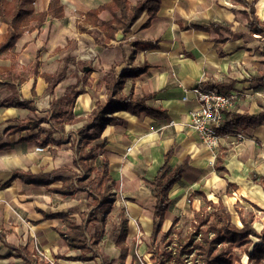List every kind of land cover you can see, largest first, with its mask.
Wrapping results in <instances>:
<instances>
[{"label":"crops","instance_id":"1","mask_svg":"<svg viewBox=\"0 0 264 264\" xmlns=\"http://www.w3.org/2000/svg\"><path fill=\"white\" fill-rule=\"evenodd\" d=\"M142 1L130 0L133 5ZM110 2L62 0V18L48 17L34 31L21 35L13 49L0 54V264H26L14 249L26 247L34 253L35 242L46 256H35L37 264H102L100 258L81 261L80 252L69 249V223L85 227L99 239L97 249L112 264H135L131 255L123 259L113 232L123 210L129 230L127 247L134 238L148 242L154 198L147 182L164 165L168 152H173L169 167L182 166L183 174L170 191L172 205L159 239L171 227L181 230L183 221L191 225L194 212L204 205L203 196L216 203L222 198L227 206L240 193L264 205V189L254 180V175L264 176V125L239 128L243 140L236 139L235 133L223 136L215 153L190 128L192 114L199 107L194 88L240 93L233 109L238 113L258 115L264 109L260 81L264 62L251 50L246 10L230 0H160L149 25L150 14L144 12L123 42L104 46L97 28L81 32L80 27L88 11ZM49 4L50 0H38L37 11H47ZM262 14L257 16L263 19ZM112 18L109 11L99 15L102 22ZM212 23L230 32L212 29ZM7 35L8 26L0 22V44ZM83 42L98 55L95 69L82 62L79 71L77 52L85 51ZM66 62V79L48 92L43 74L60 73ZM123 63H128L123 77L115 73L117 79L124 78L119 96L132 97L138 108L107 115L102 138L107 142L103 156L116 183L111 191L112 209L105 214L104 225L101 220L86 224L92 198L74 188L78 180L91 175L75 164L77 149H83L78 130L89 123L87 117L98 102L107 103L103 77ZM10 85L23 106L5 104L12 94ZM76 85L80 95L73 106L75 118L67 121L65 134L59 135L47 120L49 109L67 88ZM36 119L44 122L37 125ZM38 147L44 152H38ZM109 231L111 240L107 241L104 236Z\"/></svg>","mask_w":264,"mask_h":264},{"label":"trees","instance_id":"2","mask_svg":"<svg viewBox=\"0 0 264 264\" xmlns=\"http://www.w3.org/2000/svg\"><path fill=\"white\" fill-rule=\"evenodd\" d=\"M259 1L230 0L233 5L246 10L248 35L262 42L259 54L264 57V18L260 19L257 16L256 8ZM37 2L38 0H0V22L8 26L6 40L0 44V54L13 49L21 35L34 31L48 17L62 18L64 16L62 0H50L48 10L45 12L37 11ZM159 5L160 0H143L137 5H133L130 0H111L108 4L88 11L80 31L88 32V27L97 28L99 34L102 35V44L105 46L116 40L119 31L123 30L125 35L129 33L144 12L150 14V19L146 23L149 25L150 20L157 14ZM103 11L111 13L113 18L110 22H102L99 19ZM210 28L217 31L225 29L230 32V28L218 23H212ZM68 64L66 62L60 73L43 74L48 84V92L52 93L54 88L66 79ZM123 79L116 78L115 69L105 74L103 82L108 89V101L106 104L98 102L87 117L89 123L78 130V136L83 138V149H77L75 164L91 175L86 179L78 180L74 188L75 192L85 191L92 198L93 208L87 215L86 224L97 223L101 220L104 225L105 214L112 209L111 191L116 183L109 172V161L103 156L107 142L102 138L105 123L108 121L107 115L118 109L133 112L138 108L132 103V97L121 98L119 96L124 85ZM260 81L264 85V72ZM77 88V85L67 88L64 95L55 100L49 109L47 120L51 122V129L59 135L65 134L67 121L75 118L73 106L80 95ZM10 89L12 94L5 104L14 107L23 106L14 85H10ZM42 122L44 120L36 119L35 121L37 125ZM262 125H264V109L258 115L238 113L237 110H233L225 112V121L219 134L227 136L233 134L235 129L258 128ZM86 148L88 151L85 150ZM172 156L173 152L165 155L164 165L154 178L147 182L154 198L153 231L150 236L151 248L148 250L151 254L150 263L142 261L143 264H264V229L261 232L257 231L252 225L253 218L247 219L242 212L239 213L241 226L236 225L222 198L216 203L203 196L204 205L199 211L194 212L190 230L186 235H183L181 230L171 227L159 239L165 215L172 205L170 191L181 180L183 174L182 166L176 169L169 167ZM218 162L221 163V160ZM254 180L264 189V176L254 175ZM249 216L253 217L252 213ZM65 219L67 221L68 217L65 216ZM119 219V224L115 226L117 229L113 232V241L122 251L123 259L131 255L134 260V249L126 245L129 230L123 210L120 211ZM66 234L69 249L80 252L79 260L90 261L100 258L102 264H112L97 249L99 239H94L85 227H77L74 223H69ZM14 250L26 264H37L36 254L31 253L26 247ZM90 253L92 256L88 257ZM244 258L247 259L246 263ZM41 264L49 263L43 261Z\"/></svg>","mask_w":264,"mask_h":264},{"label":"rangeland","instance_id":"3","mask_svg":"<svg viewBox=\"0 0 264 264\" xmlns=\"http://www.w3.org/2000/svg\"><path fill=\"white\" fill-rule=\"evenodd\" d=\"M264 7V0L262 1V3L260 4V7L257 9V13L258 15L262 14V8ZM262 17L263 14H262ZM93 38L98 37L97 34H92L91 35ZM251 41V50L254 52V55L262 62H264V57L261 56L259 53L261 51V45L262 42L255 39V38H249ZM83 48H86L85 51H80L77 52V55H79V61L77 62V66L80 68L79 71L82 69V62L83 64H87L90 67H94V69L96 68L95 65V60L98 59V55L96 52L93 53V51H88L91 47L90 46H86V44L83 42L82 44ZM73 47H76L77 49L79 48V45H73ZM81 52V53H80ZM264 64V63H261ZM75 69H73L74 72ZM262 74V72H261ZM89 80L92 82L94 81L93 78H89ZM246 112V111H243ZM235 133V132H234ZM236 134V133H235ZM237 139V137H236ZM245 139V137H244ZM244 141H241L239 143H242ZM227 206L229 208V211L231 212L232 216H233V221L236 225L241 226V221L239 218V213L242 212L243 215L245 217H247V219L249 218H253V227L261 232L264 229V205L258 203L257 201L253 200L251 202V200L249 201V199L247 200L243 194L240 193H235L234 196L229 200V202L227 203ZM252 213L253 217L249 216V214ZM108 224L109 226L112 224V219L108 220ZM177 224V227H179V223L175 222V225ZM190 223L189 221H183L182 225L180 226L181 228V232L183 235H186L189 230H190ZM110 230V229H109ZM143 237L140 236V240ZM104 239H107V241L111 240V232H107L104 236ZM139 238H134V241L131 244L130 247H132L135 251L134 253V261L135 264H143L142 261H148L149 260V255L151 256V254L147 253V249L149 250L150 247V239L148 240V242L146 243L144 239L141 240V243H139V241L137 242ZM147 240V239H146ZM144 250L146 251V253H144ZM34 253L36 254V257L39 256H44L43 258L46 259V256L44 254V252L42 251V249L40 248V246L35 242L34 243V249H33ZM148 254V255H147ZM42 258V257H41ZM133 258V257H132ZM247 259L244 258V262L246 263ZM150 262V261H149ZM130 263V262H129Z\"/></svg>","mask_w":264,"mask_h":264},{"label":"built area","instance_id":"4","mask_svg":"<svg viewBox=\"0 0 264 264\" xmlns=\"http://www.w3.org/2000/svg\"><path fill=\"white\" fill-rule=\"evenodd\" d=\"M199 107L192 114L190 128L198 133L203 144L213 153L220 147L223 136L219 134L225 121V112H229L236 107L240 99V93H221L215 90H202L194 88L192 90ZM187 98H184L186 100ZM238 140L244 139V134L235 129ZM38 152H44V148L38 147ZM44 256H39L38 258Z\"/></svg>","mask_w":264,"mask_h":264},{"label":"water","instance_id":"5","mask_svg":"<svg viewBox=\"0 0 264 264\" xmlns=\"http://www.w3.org/2000/svg\"><path fill=\"white\" fill-rule=\"evenodd\" d=\"M125 37H126V35H125L124 31L121 30L116 35V41L117 42H123L125 40ZM127 67H128V63H123L122 65H120L116 68L115 73L119 79L123 77V74H124L125 70L127 69ZM85 71L89 72L90 68H85Z\"/></svg>","mask_w":264,"mask_h":264}]
</instances>
